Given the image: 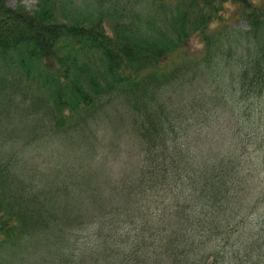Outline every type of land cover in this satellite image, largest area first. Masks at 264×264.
I'll return each instance as SVG.
<instances>
[{"label":"trees","instance_id":"obj_1","mask_svg":"<svg viewBox=\"0 0 264 264\" xmlns=\"http://www.w3.org/2000/svg\"><path fill=\"white\" fill-rule=\"evenodd\" d=\"M145 1L154 13L149 18L136 17L133 7L118 0H38L32 11L0 0V264L5 252L16 256L25 250L40 255L37 264H264V221L254 216L257 205L244 210L241 201L240 220L226 233H214L219 220L203 212L212 204L226 217L237 200L231 192L241 182L238 176L244 170L253 182L256 169L242 164L236 174L238 157L223 151L218 164L200 166L190 148L176 145L188 126L212 118L214 99L229 102L228 86L210 85L205 71L217 76L214 50H223V59L225 48H233L225 39L232 33L247 50L241 97L251 102L263 95L264 0ZM87 3H95L93 11L84 10ZM236 19H245L249 28H230ZM192 37L202 47L195 52ZM178 57L183 62L177 64ZM203 80L196 94L176 102L175 92L196 89ZM124 109L145 142L142 160L154 171L163 169L181 188L193 184L192 176H204L202 195L192 189L201 205H171L173 186L158 196L147 193L140 185L149 163L140 165L136 177L123 173L106 196L105 181L92 186L86 177L58 179L21 155L32 140L47 146L58 131L83 137L90 118ZM35 112L40 114L35 123L27 122ZM43 121L49 124L40 125ZM21 124L34 139H22ZM247 215L246 229L240 230ZM90 228L95 244L85 248L92 252L76 251L71 239L78 241ZM225 234H237V242H215L221 250L198 253L197 242ZM51 247L56 252L43 256Z\"/></svg>","mask_w":264,"mask_h":264},{"label":"rangeland","instance_id":"obj_2","mask_svg":"<svg viewBox=\"0 0 264 264\" xmlns=\"http://www.w3.org/2000/svg\"><path fill=\"white\" fill-rule=\"evenodd\" d=\"M118 1L127 8L133 7L136 17L149 18L154 14L150 9L151 5L146 3L145 0ZM17 2H22L29 10H33L37 6V0H9L10 5L13 4L15 6ZM94 6L95 3H92V7ZM83 7L85 11H93L90 3L85 4ZM232 7L229 6L226 10L230 12ZM230 22L234 26L230 28L239 30L249 28V23L245 19H236ZM219 35L223 37V34ZM225 39L228 42V46L231 45L233 48H225L223 59L221 55L223 50H214V56L211 61H214L213 69L215 68L217 76L212 75L211 72H207L209 70L205 71V73L208 76L207 80L211 83L210 85L218 82L224 84L225 89L228 86L227 98L229 102H226L222 98L218 100L214 99L213 103H217L218 108L211 114L212 118L204 122H198L194 126H188L190 132L184 131L185 135L176 143L178 148H190L192 150L191 153L195 155L198 161L197 164L200 166L218 164L220 159L217 158V153L223 151L226 155L238 157L239 160L234 162L239 168L236 174L239 175L241 173L240 165L242 164L244 166L251 165L256 169L257 174H255L253 182L248 180L247 176L243 173L244 170L241 173L243 178L240 175L238 176L241 182H238L236 189L231 192V195L236 196L237 200L230 208H227L226 217H221L215 213L212 204L205 206L206 209L203 212L220 222V226L214 233L222 231L226 233L227 230L229 232V228L236 221L240 220L241 201H243L244 210H250V205L252 204L257 205L256 209L258 211L254 213V216L257 219L259 218L261 222L264 221V93L262 96L254 98L251 102H245V99L241 97L242 77L240 78V75H242L241 70L245 65L243 64L245 63L243 55L247 53V50L238 46L239 41L234 40L233 33ZM191 40L193 52L197 51L196 49L200 50L202 48L199 46L200 42H196L193 37ZM187 50L189 49L187 48ZM183 60V57H178L176 58V63L179 64ZM178 81L179 79H176L173 83L176 85L179 83ZM203 82L204 80L200 81L196 89L186 87L183 92H175L174 98L176 102L180 101V98L184 95L192 92L196 94V91L201 88ZM234 93H238L237 97H232ZM199 97L201 98V93H199ZM125 112L126 109L124 111L121 110L119 113L118 111H111L109 113L99 112L95 119L92 120L90 126L93 130L91 131L94 139L90 141L87 147L81 146L83 147L81 148L83 152L79 155L74 154L73 148H67L66 152L65 145L67 140L63 135L55 136L47 146L35 145L28 151L21 153V155L29 162L36 164L41 171L53 175V177L58 174L56 176L58 179L66 178L68 175L77 179L86 177L88 178L86 183H91L92 186H97L100 181H105L103 186L106 196L109 194V187L119 181L121 173H129L131 177H136L140 165L142 163H149L150 166L145 176L146 180H142L140 185L145 187L147 193L158 196L161 190L173 186L177 187V189L171 191L174 193L170 201L171 205L178 203L187 204L190 202L193 204L191 207L201 205L199 201L193 198L192 189L196 191L198 196L202 195L203 184L205 183L204 176L200 174L192 176L191 180L196 177L193 184L181 188L180 181L176 178H166L163 169L154 171L150 162L142 160L145 142L141 136L135 133L130 121L131 117L129 114H125ZM121 113H124V116L119 115ZM37 116H40V114L36 112L32 113L29 123H35ZM113 117H116L114 122L112 120ZM118 117H124V122ZM21 134L25 137L28 132L23 131ZM234 135L242 136L236 138ZM223 160L226 162L230 161L226 157ZM137 178L140 180V177ZM86 189L90 191L89 187H86L85 191ZM84 202L87 205L86 197H84ZM251 216L247 215L245 217L244 224H240V230L244 231L246 229V224ZM93 232L94 230L90 228L80 232L78 241L74 242L71 239L72 244L79 246V248H75L76 251L80 249L81 253L92 252L93 247L85 248V246L87 244L89 246L95 244V242H92L94 240L92 236ZM236 235L230 238L228 234H225L224 238L213 237L206 242H197L195 245L199 246V249H197V251L199 250L198 253L201 256H206L210 252L220 249L219 246L216 248L215 242H237V238H234ZM237 250L241 255L243 254L241 249ZM52 252H56L54 247L42 251L43 256H48ZM28 253L26 250L23 252L18 251V254L14 256L9 252H5L2 264H37L40 260V255L29 256L30 253ZM234 253H229V255ZM229 255L227 256V263H230L228 260ZM209 258L215 259L214 255H210Z\"/></svg>","mask_w":264,"mask_h":264}]
</instances>
